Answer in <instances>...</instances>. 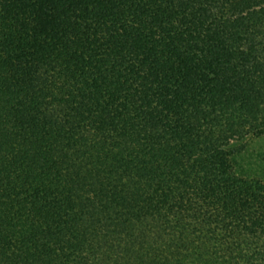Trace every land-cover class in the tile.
<instances>
[{"label":"trees","instance_id":"trees-1","mask_svg":"<svg viewBox=\"0 0 264 264\" xmlns=\"http://www.w3.org/2000/svg\"><path fill=\"white\" fill-rule=\"evenodd\" d=\"M0 264H264V0H0Z\"/></svg>","mask_w":264,"mask_h":264}]
</instances>
